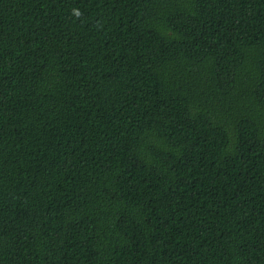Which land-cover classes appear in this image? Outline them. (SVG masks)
Wrapping results in <instances>:
<instances>
[{"label": "trees", "instance_id": "trees-1", "mask_svg": "<svg viewBox=\"0 0 264 264\" xmlns=\"http://www.w3.org/2000/svg\"><path fill=\"white\" fill-rule=\"evenodd\" d=\"M0 264H264V0H0Z\"/></svg>", "mask_w": 264, "mask_h": 264}]
</instances>
